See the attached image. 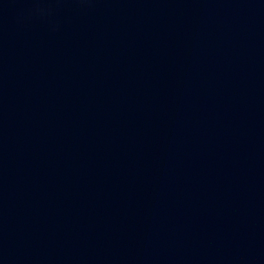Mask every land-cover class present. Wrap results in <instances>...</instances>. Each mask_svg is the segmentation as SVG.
<instances>
[{
    "label": "water",
    "instance_id": "obj_1",
    "mask_svg": "<svg viewBox=\"0 0 264 264\" xmlns=\"http://www.w3.org/2000/svg\"><path fill=\"white\" fill-rule=\"evenodd\" d=\"M0 264H264V0H0Z\"/></svg>",
    "mask_w": 264,
    "mask_h": 264
}]
</instances>
